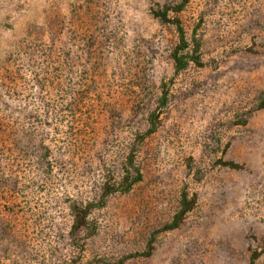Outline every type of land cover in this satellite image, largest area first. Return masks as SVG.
Returning a JSON list of instances; mask_svg holds the SVG:
<instances>
[{
  "label": "rangeland",
  "instance_id": "1",
  "mask_svg": "<svg viewBox=\"0 0 264 264\" xmlns=\"http://www.w3.org/2000/svg\"><path fill=\"white\" fill-rule=\"evenodd\" d=\"M170 1L0 0V77L24 38H44L66 59L57 74L69 78L67 89H85L78 76L85 64L84 75H93L74 135L64 124L55 136L64 150L54 152L58 163L46 181L30 188L34 174L15 169L21 187L9 207L29 248L53 259L67 254L70 199L96 192L100 165L116 173V147L144 128L164 83L167 105L136 153L142 178L95 211L97 229L80 259L143 249L186 191L196 202L180 225L157 233L150 255L124 264H264V109L237 122L264 90V0H187L177 16L202 66L178 73L170 59L177 33L151 14ZM43 28L49 34L41 37ZM15 104L1 97L0 106Z\"/></svg>",
  "mask_w": 264,
  "mask_h": 264
},
{
  "label": "trees",
  "instance_id": "2",
  "mask_svg": "<svg viewBox=\"0 0 264 264\" xmlns=\"http://www.w3.org/2000/svg\"><path fill=\"white\" fill-rule=\"evenodd\" d=\"M186 2L187 0H175L151 9V14L156 19L171 25L177 33V43L170 52L175 73L183 71L190 63L202 66L200 56L196 54L197 45L191 50L188 49L189 42L177 16ZM41 32V37L45 32L49 34L44 28ZM8 56L4 60V72L0 77V100L1 97L4 100L6 96L17 104L16 107L0 106V198L11 197L0 203V264H10V261L11 264H16L23 258H26L29 264H124L134 256L150 255L157 233L177 228L193 208L196 202L194 194L181 192L175 211L168 220L150 233L143 249L115 258L94 256L84 261L80 259L88 240L97 229L95 211L103 208L111 195L126 193L141 180L142 172L136 162V153L143 139L152 134L158 126L160 110L168 102L167 87L162 83L154 105L147 109L144 128L141 126L134 129L124 147H116L114 153H120L116 173L106 170L105 164L100 165L102 175L96 192L85 200L70 199L68 209L71 222L66 235L69 249L67 254L53 259L51 254L47 255L42 249L29 248L27 237L22 235L16 224L14 211L9 207L21 187L18 175L21 171L15 172V169L18 166L26 173L34 174L26 180L30 188L46 181L58 163L54 152L64 150L63 147H58L55 136L63 132L60 127L64 124L67 127L65 134L74 135L72 121L84 113L82 104L86 102L90 92L89 85L93 75H84L85 64L83 73L80 70L78 75L80 85L83 84L85 89L75 92L67 89L69 78L57 74L67 70V61L57 54L54 46L44 38H24L14 45ZM12 56L17 59L11 64ZM53 81L58 84L57 93L50 88ZM260 109H264V90L237 122L244 124L251 112ZM69 126L70 131L67 132ZM223 164L229 167L239 166L233 161H223ZM35 174H38L37 178L34 177Z\"/></svg>",
  "mask_w": 264,
  "mask_h": 264
}]
</instances>
